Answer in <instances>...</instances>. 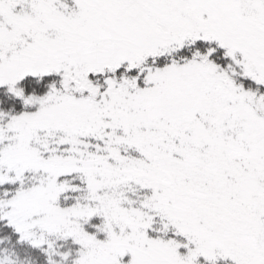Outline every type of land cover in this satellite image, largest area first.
Here are the masks:
<instances>
[{
  "label": "snow or ice",
  "instance_id": "6c2138e0",
  "mask_svg": "<svg viewBox=\"0 0 264 264\" xmlns=\"http://www.w3.org/2000/svg\"><path fill=\"white\" fill-rule=\"evenodd\" d=\"M0 264H264V0H0Z\"/></svg>",
  "mask_w": 264,
  "mask_h": 264
}]
</instances>
